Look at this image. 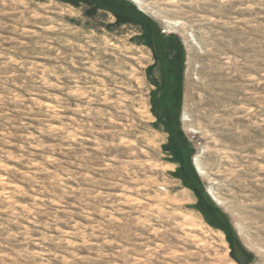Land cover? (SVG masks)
Listing matches in <instances>:
<instances>
[{
    "label": "rangeland",
    "instance_id": "374dc122",
    "mask_svg": "<svg viewBox=\"0 0 264 264\" xmlns=\"http://www.w3.org/2000/svg\"><path fill=\"white\" fill-rule=\"evenodd\" d=\"M0 264H264V0H0Z\"/></svg>",
    "mask_w": 264,
    "mask_h": 264
},
{
    "label": "bare ground",
    "instance_id": "6f19581e",
    "mask_svg": "<svg viewBox=\"0 0 264 264\" xmlns=\"http://www.w3.org/2000/svg\"><path fill=\"white\" fill-rule=\"evenodd\" d=\"M197 166H198V165H197ZM197 166H196V167H197ZM198 171H200V170L198 169Z\"/></svg>",
    "mask_w": 264,
    "mask_h": 264
}]
</instances>
